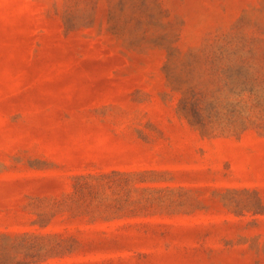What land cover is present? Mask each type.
I'll return each instance as SVG.
<instances>
[{
  "label": "rangeland",
  "instance_id": "1",
  "mask_svg": "<svg viewBox=\"0 0 264 264\" xmlns=\"http://www.w3.org/2000/svg\"><path fill=\"white\" fill-rule=\"evenodd\" d=\"M0 264H264V0H0Z\"/></svg>",
  "mask_w": 264,
  "mask_h": 264
}]
</instances>
